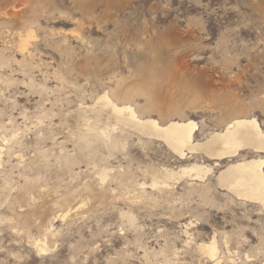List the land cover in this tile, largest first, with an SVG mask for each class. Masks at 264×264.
Listing matches in <instances>:
<instances>
[{"label":"rangeland","instance_id":"374dc122","mask_svg":"<svg viewBox=\"0 0 264 264\" xmlns=\"http://www.w3.org/2000/svg\"><path fill=\"white\" fill-rule=\"evenodd\" d=\"M23 2H28L25 12L35 13L38 21L29 45L32 56H22L17 39L0 36L4 197L12 192L10 186L24 184L26 178L50 184L59 195L86 182L96 186L92 162L82 160L72 171L66 167L65 155L79 151L65 123L81 103L93 104L106 91L120 102L131 94L129 102L159 122L194 120L199 141L223 129L231 114L253 116L264 130V0H10L9 4ZM17 23L20 28L22 23ZM182 64H187L185 73ZM4 137L11 141L5 144ZM248 152L241 155H255ZM206 159L196 153L181 160L162 141L132 133L127 150L109 164L129 167L128 177L147 183L146 191L154 196L150 201L129 205L118 197L108 210L87 209L72 221L55 218L57 235L50 240L49 252L41 256L32 245L46 239L38 227L31 229L29 239L23 230L0 219V264H214L197 251L198 244L214 236L223 264H264L263 207L232 198L215 183L219 170L235 161L225 160L205 181H170L160 192L151 188V178L144 173L152 167L178 172L189 164L213 163ZM207 187L212 188L209 200L202 193ZM4 202L0 215L11 217ZM122 213L134 215V227L121 218ZM224 237L229 238L228 245Z\"/></svg>","mask_w":264,"mask_h":264},{"label":"bare ground","instance_id":"6f19581e","mask_svg":"<svg viewBox=\"0 0 264 264\" xmlns=\"http://www.w3.org/2000/svg\"><path fill=\"white\" fill-rule=\"evenodd\" d=\"M9 2L10 0L0 3V36H12L17 39L18 49L22 56H32V49L29 45L30 40L36 37L34 35L35 29L33 30L38 24L36 14L32 13L33 15H30L29 12H25L27 11L28 2L12 7ZM19 21L22 23L20 28L19 25L17 26ZM16 26L17 28H15ZM180 66L184 73L188 70L187 64ZM164 67L162 69H167V67ZM181 68L176 66L174 69L180 71ZM173 72L175 73V71ZM116 97L107 91L103 92L93 104L85 106L81 103L80 107L70 113V118L67 119L66 117L65 124L72 131L75 147H77L80 155L66 154L67 156H63L66 167L72 171L74 166L80 165L79 162H82V160L88 163L92 162L94 164V173L98 177L96 186L86 182L80 188L71 189L67 194L59 195L50 184L42 183L44 180L40 181L44 184H41V186L38 181L26 178L24 184L10 186L12 187V190L11 188L10 190L14 191L16 196L12 192L6 193V197L3 196V193H0V204L5 201L4 203L8 205L7 208L12 213L11 217L0 215L1 220L8 222L10 228L14 230H23V233L29 239L31 238L30 232L33 227H38L40 229L39 232L46 236L45 240L39 239L32 243L39 255L49 252L50 240L55 239L57 235L53 231L54 226L52 223L55 218H62L63 221H72L79 218L81 213L87 209L89 211H97L112 207L113 200L116 198L123 199L129 205H133L138 201L144 200L145 202L151 197V194L145 189L147 183H139L134 178L128 177V174L130 175L129 167L122 165L114 167L109 164L110 159L127 150L132 133L138 134L141 138L145 137L149 140L157 139L160 142L162 141L181 160H186L188 154L202 153L208 160L213 161L211 165H206L205 163L203 165H200L201 163L189 164L187 167L183 166L178 172L169 169L159 170L153 167L145 169L144 173L151 178V188L153 190H159L158 192H160L170 186V181H179L183 178L205 181L214 170L222 165V162L227 159L230 162L232 158L240 157L236 161L232 159L235 162L226 164L227 166L223 170H219V173L215 176L216 186L232 195V198L235 197L240 200L258 203L264 209V156H262L264 155V130L255 117L247 116L246 114H231L229 119L224 122L223 129L213 131L206 135L203 141H199L198 132L200 129L198 123L194 120L179 118L171 119L167 122H159L152 116L141 114L129 102L132 97L131 94H127L122 102ZM153 108L154 105L148 107L149 110ZM176 112H178L177 109H172V113ZM10 141L6 137L3 138L5 144ZM5 150V148H2L0 152V165H2ZM245 151L252 152L255 155L246 158L241 155V152ZM94 173L92 172V174ZM195 183L191 185L193 188H196ZM206 185L208 186V184ZM203 190H205L202 192L204 199L209 200L208 197H210L212 188L207 187ZM121 218L127 220L130 224L127 223L129 227H134L136 224L133 214L122 213ZM187 227L186 229H188ZM185 233L189 235L188 230ZM227 237H224V240L228 245L229 238ZM197 251L214 264H223L220 257L222 251L220 252L216 236L207 242L203 241L198 244ZM223 257L225 256L223 255ZM231 262L234 263L233 258Z\"/></svg>","mask_w":264,"mask_h":264}]
</instances>
